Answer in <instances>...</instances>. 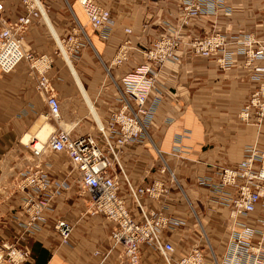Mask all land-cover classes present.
Here are the masks:
<instances>
[{
	"label": "crops",
	"instance_id": "1",
	"mask_svg": "<svg viewBox=\"0 0 264 264\" xmlns=\"http://www.w3.org/2000/svg\"><path fill=\"white\" fill-rule=\"evenodd\" d=\"M98 1L111 10L116 20L115 28L106 38L90 25L78 0H46L47 18L34 19L24 32L27 47L53 57L48 75L61 100L64 119L45 116L48 106L37 88L38 76L26 60L10 71L0 70V239L7 238L30 248L31 256L24 264H127L119 258L121 248H112L110 233L114 222L101 212L87 210L88 195L81 193L75 179L77 171H70L68 155L48 149L38 158L28 145L32 138L47 141L61 125L70 129L76 124L74 134L97 132L96 120H106L118 104L117 82L121 76L144 61L142 49L150 46L168 24L181 22L180 0ZM231 4L230 14L191 17L182 26L183 38L215 27L264 34V0H231ZM24 12L22 0H5L6 20H14ZM81 21L88 25L86 33L91 41L79 56L73 57L71 67L59 51L58 39ZM126 27L132 30L129 32ZM127 38L135 45L129 58L113 66L111 75L107 74L105 63L112 60L120 43ZM243 61L244 57L238 54L234 66L223 69L216 53L206 58L183 49L178 59L165 62L160 73L164 98L149 127L151 142L130 143L121 150L132 184L156 177L171 185L167 195L169 210L186 220L185 225L167 233L176 245V255L205 245L207 261L211 262L214 254L221 257L229 234L228 208L213 207L210 189L199 184V178L208 174L217 181L219 166L237 164L249 143L264 148V123H244L238 116L258 83ZM184 129L189 134L182 140L181 156L173 148L175 135ZM157 148L174 169L177 181L171 182L169 170L159 169L162 158ZM38 161H43L52 177L65 179L70 185L53 197V208L45 211L47 219L41 229L24 230L23 194L16 189L15 178L26 165ZM128 190L129 183L123 179L121 193L134 206ZM142 201L151 207L160 205V200L148 195H143ZM134 212L138 214L135 209ZM57 217L73 224L67 243L62 242L55 228ZM140 264L166 262L157 249L144 243Z\"/></svg>",
	"mask_w": 264,
	"mask_h": 264
},
{
	"label": "built area",
	"instance_id": "2",
	"mask_svg": "<svg viewBox=\"0 0 264 264\" xmlns=\"http://www.w3.org/2000/svg\"><path fill=\"white\" fill-rule=\"evenodd\" d=\"M78 1L90 25L103 37H108L116 25L111 10L98 0ZM22 2L25 12L14 20H6L3 16L5 0H0V70L10 71L26 60L38 76L37 88L48 106L45 116L60 121L61 100L48 75L53 57L45 52L36 53L24 43V32L33 20L47 18L46 0ZM180 8V24H168V28L150 46L142 49L144 61L121 76L120 82H117L118 104L106 120H96L97 132L74 134L72 128L61 125L53 130L49 141L43 142L44 145L37 146L35 138L28 145L38 158H42L47 148L68 155L70 171H77L75 179L80 191L88 195L87 210L91 213L101 212L114 222L110 238L112 248H121L119 258L122 262L140 264L141 245L146 243L160 252L166 264H264V148L249 143L237 164L219 166L217 181L208 174L199 178V184L207 185L210 189L209 200L213 207L225 206L229 213L226 247L221 257L214 254L211 262L206 259L205 245H196L187 253L176 255V245L167 237V233H173L176 228L185 225L186 220L169 210L171 204L167 195L171 185L156 177L134 185L129 181L122 162L121 150L125 145L151 142L149 127L164 98L161 69L165 62L178 59L183 49L206 58L216 53L223 69L232 68L236 55H242L244 67L258 83L242 104L238 116L244 123H264V34L215 27L202 33H190L183 38L182 26L191 17L218 16L221 12L230 14L232 4L231 0H180ZM125 29L129 32L132 30L130 27ZM90 41L79 22L71 32L59 37V51L65 56L69 53L73 59ZM134 47L130 38L120 43L115 56L105 63L107 74L111 75L113 66L128 59ZM188 134L189 131L184 129L175 135L173 152L181 155L184 151L182 140ZM157 149L162 158L159 169L163 172L169 170L171 182L177 181L174 169L168 165L162 151ZM123 179L129 183L128 193L133 198L134 206H130L126 196L121 193ZM69 185L65 179L52 177L43 161L28 164L18 171L15 186L23 194L22 209L27 217L21 223L23 229H41L47 219L45 211L53 208V197ZM143 195L160 200V205L149 206L142 201ZM55 228L62 242L70 241L73 224L69 220L57 217ZM30 256L29 247L7 238L0 239V264H24Z\"/></svg>",
	"mask_w": 264,
	"mask_h": 264
},
{
	"label": "bare ground",
	"instance_id": "3",
	"mask_svg": "<svg viewBox=\"0 0 264 264\" xmlns=\"http://www.w3.org/2000/svg\"><path fill=\"white\" fill-rule=\"evenodd\" d=\"M221 14V13H220ZM217 17V16H216ZM66 58H67V60H68V62H69V64H70V66L71 67H73L74 65H73V59H72V57L70 56V54L69 53H67V55H66ZM124 62V61H123ZM52 134V133H51ZM50 138V137H49ZM37 141H36V145L37 146H41V145H44L43 144V142H45V143H47L48 141H49V139L47 140V141H42V140H40V139H36ZM50 150V148H47V150ZM73 233V232H72Z\"/></svg>",
	"mask_w": 264,
	"mask_h": 264
},
{
	"label": "rangeland",
	"instance_id": "4",
	"mask_svg": "<svg viewBox=\"0 0 264 264\" xmlns=\"http://www.w3.org/2000/svg\"><path fill=\"white\" fill-rule=\"evenodd\" d=\"M81 24L84 26V29H85V31H87L88 32V25L87 24H85L83 21H81ZM95 29V28H94ZM96 30V29H95ZM96 31H98V30H96ZM99 32V31H98ZM90 38V37H89ZM62 119H64V114H63V111H62ZM75 127H78V126H76V124H74V126L72 127V131H74L73 129H75ZM31 139V138H30ZM21 208H22V206H21ZM27 218V217H26ZM26 220V219H25Z\"/></svg>",
	"mask_w": 264,
	"mask_h": 264
}]
</instances>
